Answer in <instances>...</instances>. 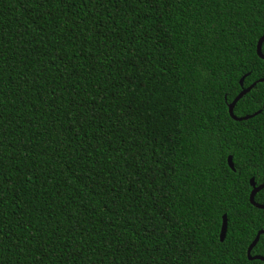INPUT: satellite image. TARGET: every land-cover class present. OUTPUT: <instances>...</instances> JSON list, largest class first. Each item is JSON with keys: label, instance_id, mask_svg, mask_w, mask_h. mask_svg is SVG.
I'll return each mask as SVG.
<instances>
[{"label": "trees", "instance_id": "trees-1", "mask_svg": "<svg viewBox=\"0 0 264 264\" xmlns=\"http://www.w3.org/2000/svg\"><path fill=\"white\" fill-rule=\"evenodd\" d=\"M263 36L264 0H0V264H264Z\"/></svg>", "mask_w": 264, "mask_h": 264}, {"label": "water", "instance_id": "water-1", "mask_svg": "<svg viewBox=\"0 0 264 264\" xmlns=\"http://www.w3.org/2000/svg\"><path fill=\"white\" fill-rule=\"evenodd\" d=\"M261 40H264V36L260 39L259 44H258V55L260 58H262L264 60V54L262 51V47L264 43H261ZM244 83V78L241 80V85L243 86ZM256 84L252 85L251 87H249L248 89H244L239 96L229 105V112L230 115L232 117V119H234L235 121H246L249 119H252L253 117L257 116L259 113H256L254 115L251 116H247L244 118H238L235 114H234V109L237 105V103L243 98L245 97L254 87ZM229 166L231 167L232 170H235L234 164H233V158L229 157ZM251 186L253 188L251 196H250V202L253 206H255L258 209H262L264 210V205H259L256 203L255 198L256 195L261 192L262 190H264V184L258 186L255 182V179L251 180ZM227 232H228V217L227 215H224L223 217V225H222V230H221V242L225 241V238L227 236ZM264 235V231H260L256 237V239L253 241V243L251 244V246L248 249V258L250 261H255V260H260L264 263V257L262 256H252V251L254 250V248L257 246V244L259 243L261 236Z\"/></svg>", "mask_w": 264, "mask_h": 264}, {"label": "snow or ice", "instance_id": "snow-or-ice-1", "mask_svg": "<svg viewBox=\"0 0 264 264\" xmlns=\"http://www.w3.org/2000/svg\"><path fill=\"white\" fill-rule=\"evenodd\" d=\"M261 43H264V40H261Z\"/></svg>", "mask_w": 264, "mask_h": 264}]
</instances>
